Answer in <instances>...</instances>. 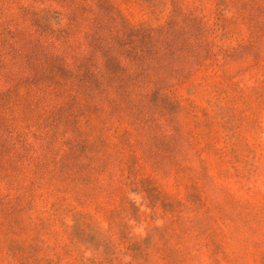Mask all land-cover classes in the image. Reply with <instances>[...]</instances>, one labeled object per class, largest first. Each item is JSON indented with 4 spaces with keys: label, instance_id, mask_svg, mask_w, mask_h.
<instances>
[{
    "label": "rangeland",
    "instance_id": "374dc122",
    "mask_svg": "<svg viewBox=\"0 0 264 264\" xmlns=\"http://www.w3.org/2000/svg\"><path fill=\"white\" fill-rule=\"evenodd\" d=\"M0 264H264V0H0Z\"/></svg>",
    "mask_w": 264,
    "mask_h": 264
}]
</instances>
